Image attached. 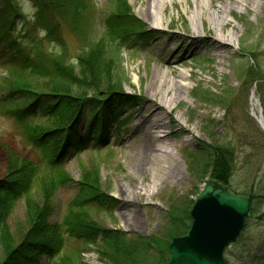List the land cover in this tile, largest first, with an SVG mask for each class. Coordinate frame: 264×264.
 <instances>
[{"label":"rangeland","instance_id":"374dc122","mask_svg":"<svg viewBox=\"0 0 264 264\" xmlns=\"http://www.w3.org/2000/svg\"><path fill=\"white\" fill-rule=\"evenodd\" d=\"M187 1L189 6L193 5V0ZM15 3L21 6L26 20L20 35L25 39L32 37L40 41L43 47L51 51L66 50L65 57L58 58L55 62L60 69L59 71L56 68V71L60 75L68 76L74 88L81 82L83 92H77L80 88L76 91L69 90L70 93L66 94L68 99L65 98L60 110L53 109L46 115L37 109L30 120L24 121L23 126H20L14 117L10 118L0 111V178L27 163L35 167V173L43 187L58 179L60 183L65 177L73 180V183L64 184L66 186L59 185L47 201L38 203V206H46L47 203L51 205L49 226L52 227L61 223L67 206L72 210L76 209V206L69 205L70 201L79 197L81 190L87 188L76 183L85 179L84 176L89 175V172H94L99 183L92 179L86 181L93 188H97V196L91 197L90 203L82 209L84 217L79 220L89 223L92 227L105 229L106 233L114 236L117 235L115 233H126L134 239L138 236H158L170 227L171 210H176L181 215H184L186 210L188 212L201 188L211 178L210 171L213 167L208 165L202 169L206 159L201 151L208 146L226 144L232 150L234 168L224 183L235 192L247 195L253 200L244 232L238 243L226 251V258H229L232 264H248L251 256H256L254 264H264V130L251 111V97L254 92L258 100V109L254 108V111L258 113L259 110L264 116V0H252L248 6L235 7L233 14L227 15L226 19L231 27H227L225 33L231 42L220 56H217V52H213L208 44H204V40H208L204 35L201 42L200 39L185 33V30H189V13L183 12L182 0H176V8L162 16V24L158 27L149 24L145 15V4H140L138 0H129L131 9L134 10L133 16L143 24L141 27L145 32L141 34L140 39L146 37L145 42L135 46L137 39L132 37L134 43L123 47L119 56L110 55L105 62L106 58H100L97 51V59L100 60L96 59L95 64L91 57H82L81 49L87 43L65 23H57L59 31L48 35L46 30L36 27L38 24L33 13L34 0H15ZM110 3V0H92L93 11L89 12L84 20L95 21L97 29L100 30L102 19L112 10ZM215 3L217 0H214ZM167 7L170 9L169 4ZM54 36L59 37V41H55ZM174 48H178V51L173 54ZM243 48H248L254 53L257 58L255 64L248 57V50L242 51ZM242 54L247 55L242 58L250 60V69L243 80H239L233 61L237 62ZM102 62L104 63L100 67ZM169 66L184 74L183 82L186 87L180 96L181 105L170 103L168 108L174 109L171 115L179 119L181 126L187 125L191 130V134L185 135L182 131L184 128L177 124L174 126L165 119L168 131L166 136L169 140L176 141L173 156L179 163L182 175V178L177 176L174 179L168 177L165 170H157L159 168L156 169L155 166L148 172L143 168L144 162L132 160L133 154L141 150L145 139L137 131V124L141 122L140 119L154 118V109L146 94L152 71H166ZM92 73L100 77V84L107 89L119 76L122 79L128 78L121 83V90H115L110 95L118 105L112 107L111 112L108 111L113 118L109 132L103 131L107 135H100L96 124L85 129V121L80 122L78 133L87 136L85 148L78 153L70 151L63 164L53 169L45 158L52 157V153L56 155V151H59L69 122L77 116L78 110L75 113L73 108L86 101L87 95L90 94L86 91H91L92 87L99 90L89 80ZM0 74L5 76L6 73L0 68ZM48 82L47 80L46 83ZM195 83L213 90L218 87H234L236 92L228 112H224L219 106H211L194 98L192 88ZM53 86L51 83L48 88L53 92L58 90ZM102 95L106 96L107 93ZM135 98L140 101L137 107L120 106V100H127L124 103L129 104L131 101L128 100ZM115 100L112 99V102ZM0 110H4L1 105ZM211 120L215 121L214 126L211 125ZM45 134L48 135L46 142H50L46 149L42 147V142L37 140ZM45 153L48 155L45 156ZM67 179H64V182ZM38 195V192L33 191L13 199L6 220L10 231L16 236L25 226V207L28 200L33 197L41 202ZM129 198L130 201L127 200ZM99 236L98 241L95 240L96 244L87 245L83 239L72 238L73 247L80 250L79 264H112L113 251L106 247L104 242L109 240ZM238 249L244 252L242 258H236L235 252ZM84 253L87 258H84ZM138 257L141 264H155L153 259L156 256L152 251H143ZM41 262L50 264L47 259Z\"/></svg>","mask_w":264,"mask_h":264},{"label":"trees","instance_id":"16d2710c","mask_svg":"<svg viewBox=\"0 0 264 264\" xmlns=\"http://www.w3.org/2000/svg\"><path fill=\"white\" fill-rule=\"evenodd\" d=\"M34 2L33 13L36 17L35 22L38 24L36 27L46 30L47 34L51 35V33L59 31L58 24L65 23L72 32L79 35L84 43H87L81 49L82 57H91L94 64L99 58L97 51L100 53V58H106L105 62L110 55L119 56L123 47L133 43L131 35L141 36L145 32L141 28L140 21L133 16L126 0H111L112 10L102 20L100 30L97 29L95 21L84 20L86 15L93 11L92 0H43V2L34 0ZM25 23L21 6L15 3V0H0V68L6 72L5 76L0 74V105L4 109L0 111L6 113L10 118L14 117L20 126L24 125V121L30 120L37 109L46 115L53 109L60 110L65 98L68 99L66 94L70 93L69 90L76 91L77 88H80L77 89V92H83L81 82L74 88L68 76L60 75L56 71L58 67L55 62L65 57L66 50L51 51L32 37L25 39L24 36H20ZM54 38L55 41H59V37L54 36ZM248 46L252 47V45ZM247 50L248 57L255 64L257 58L254 53L250 52L248 48L242 49L245 52ZM247 55L242 54L238 57L237 62L233 61L239 80H243L250 69V60L242 58ZM104 62L99 66L102 67ZM258 65L257 62L256 66ZM58 70L60 71V69ZM99 79L97 74L93 75L92 73L89 80L99 90L92 87L91 91H86L90 94L87 95L84 103H79L73 108L75 113L78 110L77 116L69 122L67 133L62 136L63 143L59 151H56V155L51 152L52 157L45 158L51 168L61 166L71 150L78 153L85 148L87 144L85 137L87 136L78 134V124L84 118L89 121H87L88 127L96 124L101 130H105L109 121L113 120L108 111L111 112L116 100L110 95L115 90H121V83L123 80L127 81L128 78L122 79L119 76L118 79H114L115 81L111 85H108V89L100 84ZM47 80L48 83H46ZM51 83L54 85L53 88L58 90H54V92L50 90L48 86H51ZM84 89L86 90V87ZM216 89L213 90L208 86L195 83L192 88V96L198 98L202 103L219 106L223 111L228 112L232 104L231 99L236 92L235 88L221 89L218 87ZM105 92L107 95H102ZM112 99L115 101L112 102ZM129 101L138 102L139 99L135 98ZM119 102L124 103L127 100ZM211 121V125L214 126L215 121ZM37 140L42 142L44 149L50 143L46 142L47 134L41 135ZM201 153L206 159L202 169L210 165L213 167L210 176L227 182L231 170L234 168L231 148L226 144L214 145L203 149ZM46 155L48 153H45ZM89 173L84 176L85 179H80L76 183L87 186L85 190H81L79 197L71 198L69 205L76 206V209L72 210L67 206V212L63 214L61 223L52 227L49 226V216L52 214L51 205L47 203L46 206H38V203L42 204L47 201L59 185L73 183V180L65 177L64 179H67L65 182L64 179H61L63 182L58 183V179L52 183L49 182L47 187H43L42 183H39L35 167L27 163L14 168L0 178V264H41L43 259H47L50 264H79L81 261L79 259L80 250L73 247L72 238L83 239L86 241V245L96 244L95 240L98 241V235L101 239L109 240L104 242L105 246L113 251L112 264H141L138 256L143 251L147 253L152 251L156 256L153 259L155 264L168 258V243L173 237L182 234L188 228L189 212L186 210L184 215H181L172 209L170 227L158 236H138L134 239L127 236L126 233H115L117 234L115 236L108 234L105 229L92 227L89 223L79 220L84 217L82 209H85L90 203L91 197L97 196V188L90 186L88 181L92 179L95 183H99V179L96 173ZM33 191L39 193L38 196L42 201H36L33 197L28 200L25 207V226L16 236L10 231L7 224L6 217L10 214L9 208L15 197L26 196ZM178 219L179 221H177ZM235 253L236 258H242L244 255L241 249ZM255 258L256 256H251L248 264H254ZM225 264H232V262L228 259Z\"/></svg>","mask_w":264,"mask_h":264},{"label":"bare ground","instance_id":"6f19581e","mask_svg":"<svg viewBox=\"0 0 264 264\" xmlns=\"http://www.w3.org/2000/svg\"><path fill=\"white\" fill-rule=\"evenodd\" d=\"M129 1V0H128ZM135 1V0H133ZM140 4H145V15L149 24L152 27H158L162 24V16L168 14L169 11L175 9L174 3L176 0H138ZM181 0H177L180 2ZM183 1V12L189 13V30L185 33L193 38L204 40V35L208 40H204V44H208L212 51L217 52V56H220L222 52L228 49L231 42L228 34L225 33V29L229 26L226 19L227 15H232L235 7L248 6L252 0H217L214 4V0H193V5L189 6L187 0ZM168 4L169 8L168 9ZM189 11V12H187ZM234 19L236 16H233ZM172 24V23H171ZM170 24V25H171ZM160 28V27H159ZM156 28V29H159ZM155 31V30H154ZM169 45V44H167ZM166 47V46H165ZM178 48H174L172 53L174 54ZM174 75V77H170ZM185 78L182 72H178L173 67H167L166 71L154 69L150 79V84L146 88V94L149 104L153 107V116L151 120L140 119L141 122L137 124L138 132L141 133L142 138H145L141 150L136 151L133 154L132 160L144 162L143 168L148 172L152 171L151 167H155L157 170H165L168 177L182 178L181 169H179V163L173 156V150L176 149V141H171L166 136L168 132L166 130V121L168 119L174 126L179 125L183 134H191V130L185 126H181L176 118H173L171 112L173 108H168L170 103L175 106L180 104V96L184 93L186 87L183 79ZM251 111L254 116L259 120L258 122L264 125V121L254 108L258 107V100H256L255 93H252L251 97ZM123 104L121 103L120 106ZM258 109V108H257ZM156 131L160 134L154 135ZM148 164V166H146ZM130 201L131 199H127Z\"/></svg>","mask_w":264,"mask_h":264},{"label":"water","instance_id":"95a60500","mask_svg":"<svg viewBox=\"0 0 264 264\" xmlns=\"http://www.w3.org/2000/svg\"><path fill=\"white\" fill-rule=\"evenodd\" d=\"M190 208V227L169 243V258L159 264H224L225 249L244 226L251 198L210 178Z\"/></svg>","mask_w":264,"mask_h":264}]
</instances>
